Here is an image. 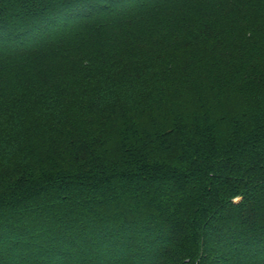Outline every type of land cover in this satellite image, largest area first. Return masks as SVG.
Masks as SVG:
<instances>
[{"label":"trees","instance_id":"obj_1","mask_svg":"<svg viewBox=\"0 0 264 264\" xmlns=\"http://www.w3.org/2000/svg\"><path fill=\"white\" fill-rule=\"evenodd\" d=\"M0 264H264V0H0Z\"/></svg>","mask_w":264,"mask_h":264}]
</instances>
